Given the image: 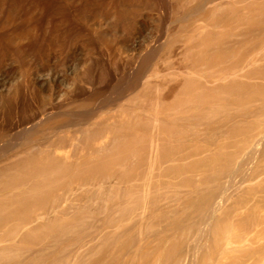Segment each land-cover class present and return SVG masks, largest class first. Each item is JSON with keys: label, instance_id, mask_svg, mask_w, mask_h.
Listing matches in <instances>:
<instances>
[{"label": "bare ground", "instance_id": "1", "mask_svg": "<svg viewBox=\"0 0 264 264\" xmlns=\"http://www.w3.org/2000/svg\"><path fill=\"white\" fill-rule=\"evenodd\" d=\"M173 1L189 72L0 138V264H264V0Z\"/></svg>", "mask_w": 264, "mask_h": 264}, {"label": "rangeland", "instance_id": "2", "mask_svg": "<svg viewBox=\"0 0 264 264\" xmlns=\"http://www.w3.org/2000/svg\"><path fill=\"white\" fill-rule=\"evenodd\" d=\"M174 3L0 0V138L25 136L51 108L96 113L140 78L185 73L161 48Z\"/></svg>", "mask_w": 264, "mask_h": 264}]
</instances>
